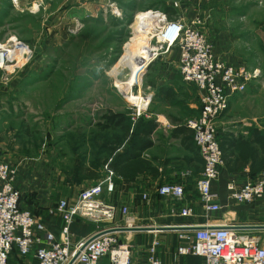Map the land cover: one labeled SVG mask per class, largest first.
<instances>
[{"label":"rangeland","instance_id":"1","mask_svg":"<svg viewBox=\"0 0 264 264\" xmlns=\"http://www.w3.org/2000/svg\"><path fill=\"white\" fill-rule=\"evenodd\" d=\"M175 1L181 2L18 0L13 15L8 16V9L4 21L0 20L5 25L0 29L5 30L1 41L14 34L33 50L29 63L9 74L8 82H0V94L4 92L0 95V137L4 135L11 143V163L18 169L23 205L48 226L57 227L59 223L60 216L53 211L59 198L73 197L86 187L84 168L91 162L100 166L111 155V145L105 148L104 144L116 132L104 129L105 116L125 112L135 126L139 118L146 119L150 114V101L145 110L142 102L150 94L148 85L158 81L164 60L178 48L174 45L161 49L154 37L156 24L150 28L153 26L137 17L148 10L165 12L174 7ZM218 6L211 19L215 35H225L223 46L227 48L221 51H229L250 67H261L264 76V0H221ZM174 8L170 13L176 14L178 7ZM202 20L203 28L208 21ZM132 38L137 39L138 47L142 46V52L151 56L157 48L158 56L152 59L154 62L148 61L152 62L127 90L121 81L132 77V69L115 71ZM175 76L181 82L175 104L193 116L198 109L191 108L189 102L197 100V93L182 82L180 72ZM138 108L143 110L140 115ZM115 193L105 194V200L130 206L135 226L178 225L185 220L183 216L155 219L153 210L142 211L147 202L141 195L135 203L119 199ZM87 221L89 231L97 230V223ZM251 234L264 244V231ZM121 239L139 260L146 261L149 245L158 241L156 256L164 262L179 259L189 264L187 256L176 257L177 230L126 232ZM202 261L199 257L192 264Z\"/></svg>","mask_w":264,"mask_h":264},{"label":"built area","instance_id":"2","mask_svg":"<svg viewBox=\"0 0 264 264\" xmlns=\"http://www.w3.org/2000/svg\"><path fill=\"white\" fill-rule=\"evenodd\" d=\"M174 6H179L177 1ZM155 11L159 13L154 28L157 43L166 50L174 45L179 47L180 74L185 81L194 83L199 91L201 113L189 118L185 124L193 130L194 141L204 160L196 189L204 210L216 212L221 206L215 201L217 193L212 185L223 163L216 122L227 110L229 97L244 91L251 81L263 76V70L244 62L229 64L218 59L213 44L201 27L202 18L188 23L179 18L170 19L161 10ZM152 52L156 59L158 52ZM32 57L30 45L17 35L0 42V82H8L9 74L23 68ZM143 110L138 108L137 115ZM110 161L105 164L107 175L104 179L84 187L76 198L61 197L57 201L53 211L60 216L59 225L50 227L22 204L21 191L15 185L17 168L0 159V264H69L75 256L72 264H183L179 259L166 263L156 256L158 241L149 245L150 256L146 261L133 257L129 244L121 239V234L126 233L123 231H107L89 240L107 229L135 226L130 206L104 199V193L112 194L116 186ZM227 189L230 197L240 203L264 199V169L255 181L241 186L231 181ZM156 192L171 199H182L185 189L180 183H165L159 185ZM142 198L150 201L148 193H143ZM193 213L191 206L180 210V215L185 218ZM77 218L97 223V230L76 239L72 228ZM178 225L195 224L184 222ZM183 255L201 257L200 264H264V244L247 231L211 225L178 230L176 257ZM106 257L107 261H103Z\"/></svg>","mask_w":264,"mask_h":264},{"label":"crops","instance_id":"3","mask_svg":"<svg viewBox=\"0 0 264 264\" xmlns=\"http://www.w3.org/2000/svg\"><path fill=\"white\" fill-rule=\"evenodd\" d=\"M17 1L18 0H0V20L4 21L3 16L8 9H11L8 16L11 17L13 15L12 13H14L16 9L14 5ZM180 1L178 8H176V17L181 21L190 23L198 17L208 21V25L203 26V30L206 32L209 39H211L210 41L213 44L214 53L218 59L229 64H239L243 62L242 60H238L237 56L234 58L229 51L222 52L221 48H227L223 46V43L226 45L224 41L225 35L220 34L218 37L215 35V23L211 17L218 11V2L221 0ZM4 26V23H1L0 29L4 28ZM4 31L5 30H0V39L3 38L1 35ZM0 42L2 41L0 40ZM177 48L178 52H174L171 54V57L164 60L162 64L163 70L160 72V76L157 77L158 81L156 80V82H152L148 85L151 88L148 96L150 97L148 106L150 114L145 120L154 119L158 123L157 127L149 136V140L152 142L151 145L143 151L142 158L139 159L144 162L146 161L148 163V168L146 169V167H144V170L132 171L129 176H133L134 179L126 183L124 181L126 178L125 174L120 171L115 172L110 166L114 171L116 184L114 192L118 194L119 199L135 203L140 201V195L142 196L143 193H148L150 195V201L147 202V204L144 203L145 208H143L142 211L146 212L147 210H153V215L156 216L155 219L159 218L160 220L163 218H177L181 216L180 210L182 207L191 206L194 211L193 215L176 224H182L184 222L199 226L264 224V199L256 202L240 203L232 199L229 195L227 189L229 182L233 181L241 186L246 182L255 181L261 172L251 170L252 158L250 154H248L245 149L241 155L240 150L236 146L229 147L227 156V160L233 169H229L228 165L223 161L219 167L218 178L212 185L213 191L217 193L215 201L220 204L221 209L210 213L204 210L203 203L200 200L199 193L195 186L196 180L201 176L204 168V160L200 154L199 148L193 136L190 140L183 142L182 135L180 137L172 135L178 123L185 124L189 118L198 117L201 113L199 91L196 85L192 82L185 81L182 76V82L191 86L197 93V100L195 101V98H192L191 102H189V106L193 109L197 108L198 111L196 114L189 117V113H187L185 109L175 104L176 98L179 95L178 87L181 86L179 78L175 76L177 72H180L178 70L180 50L178 46ZM244 63L247 64L246 62ZM0 95L4 96V92H1ZM216 125L219 140L227 138L225 140L228 141L230 138L235 137L247 139L251 136L254 129H258L264 135V76L254 79L247 85L244 91L237 92L229 97V106L217 119ZM123 144L120 145L118 151L122 150ZM0 159L10 164H12L11 161H13L11 143L4 138V135L0 137ZM110 159L111 163L113 158L110 157L109 160ZM107 163H105L104 160L103 164L95 169L98 178L87 179V185L94 184L105 178L107 175L105 164ZM12 165L16 167L14 164ZM119 166L121 165L119 164ZM17 177L15 185L18 187ZM124 182L125 185L129 186L128 189H123L122 185ZM165 183L182 184L185 189L184 197L182 199H171L158 195L156 192L158 186ZM105 194L108 193H104V195ZM77 196L78 194L68 198L73 199ZM87 223L88 221L83 218L76 220L74 228L76 239L87 237L92 233L87 230ZM153 231L157 232L161 230ZM243 231H247L251 234L264 231V229ZM187 258L189 264H192L193 260L199 259L198 256L193 255H187Z\"/></svg>","mask_w":264,"mask_h":264},{"label":"trees","instance_id":"4","mask_svg":"<svg viewBox=\"0 0 264 264\" xmlns=\"http://www.w3.org/2000/svg\"><path fill=\"white\" fill-rule=\"evenodd\" d=\"M174 7L172 8V6H170L167 11H165L170 19L177 18L176 14L170 13L172 9L175 11ZM105 119L106 122L103 126L104 129L108 128L116 132L115 136L104 144L105 148L108 147L109 144L111 145V155L105 159V163H107L109 158L112 157L113 160L109 163L110 166L115 172L120 171L124 173L126 177L124 181L129 183L134 179L133 176H129L132 171L144 170V167H146V169L148 168V163L139 159L142 158L143 151L151 145L152 142L149 140V136L157 127L158 123L154 119L145 120L139 118V121L133 126L131 123V117L125 112L109 113L105 116ZM117 132H120L121 134H118ZM172 135L175 137H180L182 135V141L185 142L192 138L193 130L184 123H178L173 130ZM225 139L227 138H222V140H219V143L222 150L223 161L228 165L229 169H233L227 160L228 149L231 146L238 147L241 155L245 149L247 150L252 158V171H262L264 169V135L261 131L254 129L251 136L247 139H244L243 137L230 138L228 141ZM122 144V150L118 151ZM119 164L121 166H119ZM97 168L98 165L96 162L88 164L84 168L85 178H98V174L95 171ZM125 182L122 187L123 189H128L129 186L125 185ZM77 219L79 220V218ZM75 222L72 228L73 231L75 228ZM88 228L87 225V230Z\"/></svg>","mask_w":264,"mask_h":264},{"label":"bare ground","instance_id":"5","mask_svg":"<svg viewBox=\"0 0 264 264\" xmlns=\"http://www.w3.org/2000/svg\"><path fill=\"white\" fill-rule=\"evenodd\" d=\"M158 18H159V13H156L155 10H148L146 12H141L139 16L137 17V19L142 20V21H147V23L150 24V26H153V27H150L148 25L150 28L155 27V24L157 23ZM138 43L139 42L137 41L136 38H132L131 43L126 46V56H123L124 58L122 62H120V64L117 66L116 71H115V74H116L122 68L130 67L132 69V77L126 81H121V84L124 87V89L129 88L134 82L139 80L140 73L143 72L145 66L148 64V61L152 60L155 56V55L151 56L148 53L142 52L141 51L142 46L141 48L140 46L138 47ZM149 101H150L149 97L145 98V101H142V102H145L146 104V106L143 107V109L147 108ZM139 106L141 108L142 104H139Z\"/></svg>","mask_w":264,"mask_h":264},{"label":"water","instance_id":"6","mask_svg":"<svg viewBox=\"0 0 264 264\" xmlns=\"http://www.w3.org/2000/svg\"><path fill=\"white\" fill-rule=\"evenodd\" d=\"M148 63L144 69L149 65ZM201 227L205 226H199V225H191V226H184V225H162V226H134V227H117V228H111L104 230L103 232L97 233L93 235L89 240L92 238L98 236L101 233L107 232V231H123V232H128V231H153V230H195ZM236 229H243V230H255V229H264V224H256V225H240V226H232ZM88 240V241H89ZM76 256L71 260L69 264H72L73 261L75 260Z\"/></svg>","mask_w":264,"mask_h":264}]
</instances>
